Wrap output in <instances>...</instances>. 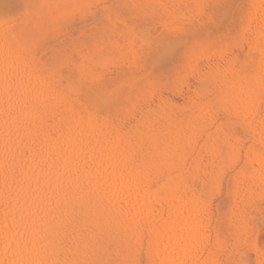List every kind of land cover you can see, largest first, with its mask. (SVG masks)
<instances>
[{"label":"bare ground","instance_id":"bare-ground-1","mask_svg":"<svg viewBox=\"0 0 264 264\" xmlns=\"http://www.w3.org/2000/svg\"><path fill=\"white\" fill-rule=\"evenodd\" d=\"M143 1L167 14L178 27L169 28L173 32L206 5V0ZM49 11L44 18L27 14L18 26L11 19L20 10L14 17L8 11L10 20L0 11V264H264L258 235L263 153L244 148L240 166L242 137L231 130L208 134L224 121L220 108L233 113L264 148V0H249L246 10L251 38L244 39L248 52L242 60L249 65L256 58L254 76L241 69L236 56L226 67L213 63L207 75L218 89L195 92L187 106L164 98L156 105L146 102V108L105 105L99 67L115 49L128 76V55L141 45L131 50L133 42L110 39L100 30L103 46L95 38L81 43L80 52L78 43L59 48L52 40L59 31L51 32L45 19ZM57 15L50 11L51 18ZM39 50L50 56L38 58ZM80 69L92 83L83 89ZM212 92L216 110L208 99ZM197 142L211 154L202 167L208 184L202 176L198 180L193 163Z\"/></svg>","mask_w":264,"mask_h":264},{"label":"rangeland","instance_id":"rangeland-1","mask_svg":"<svg viewBox=\"0 0 264 264\" xmlns=\"http://www.w3.org/2000/svg\"><path fill=\"white\" fill-rule=\"evenodd\" d=\"M25 1L26 0H0V11L3 13L5 12L6 15L8 16V19L10 17L12 18V16H10L11 11H13L14 13L13 17L15 16L16 11L20 10L21 12V13L20 12L16 13V16H15L16 18L15 17L14 19L10 18L11 20H14L15 22L8 21L7 22L8 26H13L15 23H16V26L20 24H24L25 22H27L26 20H28L30 16L34 19L33 13H36L37 17L41 16L42 18H44V15H43L44 11L46 12H48L49 10L51 12L58 11L56 20L53 19L56 17L51 18V16H49L50 11L48 15L46 14V17L48 16V18L45 17V19H47L48 21V19L50 18L49 22L51 24L49 28L51 27L50 29L52 30L51 32L54 31L55 33L57 30L59 31L57 34L58 37L56 35L55 38L53 37L52 39L53 44L55 43L57 46H59V48L62 47V49H65L68 46L78 43L79 52H80V49L81 51H83V49L81 48L82 47L81 43H83V46H84L85 42L87 41L86 43L88 45V43L90 44L91 41L95 40V38H96L95 42H97L98 45L100 44L101 46H103L102 44L105 45V42H104L105 40L102 37L103 34L101 31H103V33L105 34L107 32L108 34H106V36H110L111 37L110 39L115 40L118 38V41L120 42L122 38H124L122 40L124 42H129V43L133 42V45L136 48L132 45L133 49H131L132 46L130 45L129 50L130 49L135 50L138 47H140L139 45H141V49L139 48L141 50L140 54L138 53L139 49H137L135 50L136 52L133 51L132 54L138 53V55H135V54H133V56L128 55L127 59H129V56L132 59V60L129 59L130 61L128 60L126 63V69H128V76H127V73H124L125 71L127 72V70H125V65L118 58L117 53H115L117 52V51H114L115 49H111V52L113 51L114 54H111L109 57H107L106 59L107 64L102 66L101 68L99 67L97 71L98 74L99 72H101L102 74V79H100L101 74H99L100 77L98 76V79H97V83L102 82L100 83L101 86L99 89H102L103 87V90H105L106 92L105 99L109 100V101H106L107 103L105 105H107L109 102V105L111 107L119 108V106H121L122 104L125 105L126 103H130L129 105L135 103L137 107L139 106L145 107V105L147 104L156 105L158 104V101H159L158 99L160 98L166 99V101L168 103L171 102V104H173L172 103L173 101L175 102L174 104L177 106L179 104H180L179 106L181 105L187 106V104L189 103V100L191 102L190 98H192L193 96L195 98L196 96L195 92L200 93L201 91L202 92L205 91V89H218L216 84L212 82V79H210L209 75H207L208 70H209L208 67L210 66H212L210 68L216 67L214 65H217L219 67L225 66L224 63L227 64L228 59L234 56L238 58L239 61H237V64L241 67V69L245 70L247 73H249V75L254 76L255 74V64L257 63L255 62L256 58L254 59L253 57L254 60H252V62L249 63V65L248 64L246 65V61L242 60L244 54L247 55L246 51L248 52L247 50L248 45H246L248 43H245L244 39H246L247 41V38L248 40L251 38L250 32L248 34L247 22H246V17H247L246 10L248 11L249 0H224V1L223 0H214V1L206 0V5L204 7V10L201 13H197L193 11L192 13H190L189 15L185 17L186 19L190 17V20L183 19L182 22L178 23L179 28H181L179 29L180 31L178 30L180 33L177 30L176 31L174 30V32L171 31V29L169 30V28L176 29L178 27L176 28L173 27L175 24L172 25V23H170L166 13L163 14V12L160 11V9L156 7L153 3L151 5L150 3L144 4L143 0H63L64 2L62 0H50L51 2L49 0H27L28 3ZM39 1H41L42 5L41 3H39ZM30 2L34 4L31 3V6L28 5ZM27 5L30 6L31 9H29ZM220 5H221V8L223 6L222 10L221 9L219 10ZM26 6H27L28 11L26 10ZM38 8L39 10H37ZM33 9L35 10L33 11ZM7 10L10 12L8 13ZM181 10H185V8L182 7ZM60 12L61 14L59 15ZM27 14H29L30 16ZM25 15L27 17H24ZM58 17L61 20H59ZM54 20H55V24H56V21H58L60 23V26L64 25L62 26L63 31L60 30L61 28L60 26H58V28L56 27L57 25L54 24ZM7 23L5 24L6 26H7ZM54 26L56 27V29L54 28ZM78 28H79V31H78ZM77 33H79L78 34L79 36L75 37L77 36ZM100 34H102V36ZM128 34L132 35V37L135 39L134 40L131 39L132 37ZM139 34H141V40L138 39V37L140 38ZM113 35L115 37H113ZM88 38L90 40H88ZM62 39H64V41H62ZM76 39L77 41L78 40L79 41L77 42ZM52 40L49 41L50 45H53L51 44ZM63 43H66L67 46L65 44L62 45ZM134 43H137L139 45L134 44ZM47 45L50 46L48 43ZM142 47H143V50H142ZM48 52L49 51H47V53L45 52V54L43 55V53L39 50L36 52V56L43 60L44 58L50 56V52L49 53ZM150 55L152 57L151 60L149 58ZM55 59H57V62L60 63L59 58L57 56L55 57ZM79 61H80V58H79ZM208 63H210L209 66H207ZM121 66L123 67L124 71ZM119 69L120 71L122 69L123 72H119ZM74 70L76 72V69ZM79 71H80L79 74H81L79 75V87L80 89H83L87 85L92 84V83H89L90 79L87 78L88 74L86 71L83 72V70L81 69ZM81 71L83 73H81ZM126 77H128L129 80L125 81ZM257 78L258 80H260L259 75ZM120 79L122 82L119 81ZM88 80L89 82H87ZM102 80L105 82V85L103 84L104 82ZM209 85L211 86L209 87ZM105 87H107V89ZM199 88H200V91H199ZM193 93H195V95H192ZM215 93L212 92L208 95V99H211L212 101L211 103H212L213 109L214 108L217 109V106H218L217 104H215V100H217L218 98L216 96L217 93L216 94ZM146 102H149V103L146 104ZM110 106H107V107H110ZM216 111H217V114L220 113L218 114V118L223 117L224 121L222 119L221 120L219 119L221 122L218 120L219 121L218 127L217 125L216 127L215 125L214 126L212 125L215 128H213L212 126L209 127V128H212V130L208 129V134L211 136H214V135L217 136L219 135V133L226 132L228 134L229 130H231L230 131L231 133L229 132V134H232L235 136H237L238 134L239 137H242L243 146L242 148L240 147L239 149V153L241 152L239 157L241 158H240V161H238L239 165L241 164L240 166L244 167L245 165L244 152H245L246 147L248 148L251 147L250 149H253L254 151L259 150L261 155L263 153V156H264V148L261 147L260 145L258 147V143L256 142L257 140H255V143H254L253 138L252 140L250 139L249 130L245 129L247 127H245L243 123L238 122L236 116H235L236 120L235 119L233 120L234 118V115L232 116L233 113L231 112L225 113V111H222L220 108H218ZM229 114H230V118L232 117L231 119L227 118V115L229 116ZM224 115H226V117ZM196 144L197 146H199V144L202 145L203 143L197 142ZM199 148L200 149L196 147V149L199 152L195 150L194 152L195 155L193 154V163L196 164L198 180L202 176L200 179L202 180V184H203V183L208 182V178H207L208 175L204 173L203 169H204V166H206L207 164L206 161L210 157L209 155L211 154H209V152H208L209 155L205 153L203 146H199ZM202 148H203V151H201ZM223 148L224 146H221V151L224 153V151H226V148L225 150H223ZM200 154L201 156L203 155L202 158L200 157ZM198 164L200 168L197 167ZM257 167L258 166H256L255 164V168ZM246 169L249 170L248 167ZM261 204L263 205L264 202L262 201ZM261 209L263 211L262 213H260L261 215L260 214L258 215L259 223H260L258 227V235L260 237V241L264 244V206Z\"/></svg>","mask_w":264,"mask_h":264}]
</instances>
